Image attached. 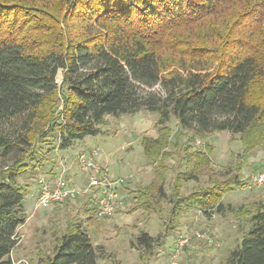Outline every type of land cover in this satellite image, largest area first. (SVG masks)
Here are the masks:
<instances>
[{"label": "trees", "instance_id": "1", "mask_svg": "<svg viewBox=\"0 0 264 264\" xmlns=\"http://www.w3.org/2000/svg\"><path fill=\"white\" fill-rule=\"evenodd\" d=\"M141 109L157 114V134L141 138L155 176L133 197L221 213L223 195L245 185L249 152L264 147V0H0V264H17L22 174L97 135L105 115ZM225 130L241 143L234 171L181 195L180 180L213 172L211 143L194 148L195 138ZM170 147L183 169L168 194ZM250 221L224 264H264L262 204ZM136 240L142 251L164 242L147 232ZM97 248L71 223L52 255L27 264H98Z\"/></svg>", "mask_w": 264, "mask_h": 264}, {"label": "rangeland", "instance_id": "2", "mask_svg": "<svg viewBox=\"0 0 264 264\" xmlns=\"http://www.w3.org/2000/svg\"><path fill=\"white\" fill-rule=\"evenodd\" d=\"M59 73L58 82H61ZM160 94L164 91L155 87ZM157 114L148 110H138L120 116L105 115L100 125L101 132L95 136L76 139L65 148H58L47 154L49 161H43L42 166L22 174L20 183L26 188L24 207L26 220L22 230L18 232V246L14 249L13 260L17 264L36 262L40 257L52 255L54 247L66 233L71 223L80 224L94 246L98 247V264H170L172 250L179 234L192 236L180 255L174 259L177 264H224L229 251L235 247L251 228L250 215L259 203L264 206V186L252 184L250 176L255 171H264V147L258 145L248 154L244 168L239 176L245 185L226 192L222 197L224 210L221 213L207 215L199 209L178 210L169 195L151 204L143 206L133 196L135 190L147 186L154 178V167L143 150L141 138L143 135L155 136ZM175 129V120L170 122ZM184 138H182L183 140ZM200 144L194 143V148H201L204 142H210L213 151L211 155L213 172L202 175L198 181L180 180V194L185 195L199 187L210 184L211 179L221 177L219 173L228 169L234 171L237 163L235 156L241 152L238 135L228 131L212 133L208 139L195 138ZM44 144V150L49 149ZM97 147L103 159L115 177H122L118 184L117 197L122 206L111 216L102 218L87 210L93 208L91 201L81 196L60 204L35 208L37 178L41 175L49 177V171L60 167V159L75 175L86 183L77 164V154L85 149ZM169 152L174 148L167 149ZM166 159L165 172L166 192L170 194L172 182L176 173L183 169L180 165L181 153ZM235 160V161H234ZM229 166H231L229 168ZM233 169V170H232ZM227 172V171H226ZM218 173V174H217ZM250 209V211L244 212ZM25 228V229H24ZM141 232L153 236L159 235L164 242L142 251L138 248L136 237ZM195 232H205L213 237L214 242L197 239ZM165 236V237H164ZM22 252L26 260H19L17 253Z\"/></svg>", "mask_w": 264, "mask_h": 264}, {"label": "built area", "instance_id": "3", "mask_svg": "<svg viewBox=\"0 0 264 264\" xmlns=\"http://www.w3.org/2000/svg\"><path fill=\"white\" fill-rule=\"evenodd\" d=\"M195 143L199 145L200 141L196 140ZM76 160L86 183L78 184L72 181L69 178L70 167L60 159L59 171L54 176L41 175L37 178L35 208L60 204L81 196L91 201L98 217L106 218L113 215L122 206V202L117 197V187L122 183L123 178L113 175L107 160L103 159L97 147L80 151ZM249 181L256 186H264V171H255ZM193 236L208 243L214 242L213 237L205 232H195ZM191 238L192 236L186 233L178 235L170 264H177L174 259L180 255Z\"/></svg>", "mask_w": 264, "mask_h": 264}, {"label": "crops", "instance_id": "4", "mask_svg": "<svg viewBox=\"0 0 264 264\" xmlns=\"http://www.w3.org/2000/svg\"><path fill=\"white\" fill-rule=\"evenodd\" d=\"M59 171V169L58 170H53L52 172H51V169H50V171H49V177H51V176H54L57 172ZM69 172H70V176H69V178L72 180V181H75L76 183H78V184H82V181H83V179L81 178V177H79V176H77V175H75L74 173H72L71 172V170H69ZM45 176V175H44ZM35 194H36V192H35ZM85 198V197H84ZM86 199V198H85ZM87 201H88V199H86ZM91 206H93V204L91 205ZM94 207V206H93ZM24 225V224H23ZM23 225L22 226H18V228H17V231L18 232H23V233H25V230H22V228L21 227H23ZM24 241V240H23ZM23 241L18 245V246H20L21 244H23ZM18 246H16V247H18ZM16 247H14L13 248V250H12V252H11V256L14 254V249L16 248ZM17 255H18V257H20V259L19 260H26V259H28L27 257H25V255L22 253V252H19V253H17ZM22 258V259H21ZM29 261H31L30 259H28V262ZM26 262V261H25Z\"/></svg>", "mask_w": 264, "mask_h": 264}, {"label": "water", "instance_id": "5", "mask_svg": "<svg viewBox=\"0 0 264 264\" xmlns=\"http://www.w3.org/2000/svg\"><path fill=\"white\" fill-rule=\"evenodd\" d=\"M59 71L62 73V71H61V70H59ZM61 80H62V75H61ZM61 80H60V81H61ZM57 82H58V81H57ZM59 83H60V82H58V84H59Z\"/></svg>", "mask_w": 264, "mask_h": 264}]
</instances>
